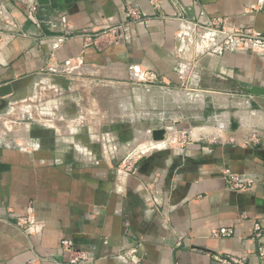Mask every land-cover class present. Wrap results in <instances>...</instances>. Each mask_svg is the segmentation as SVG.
<instances>
[{
	"label": "crops",
	"instance_id": "obj_1",
	"mask_svg": "<svg viewBox=\"0 0 264 264\" xmlns=\"http://www.w3.org/2000/svg\"><path fill=\"white\" fill-rule=\"evenodd\" d=\"M130 6L144 15L131 18ZM219 17L264 36V0H0L7 102L24 78L50 68L77 65L117 83L149 70L159 88L199 96L204 115L226 129L216 140L195 129L194 116L168 125L149 115L158 125L117 122L102 146L86 150L56 128L2 136L5 103L0 264H127L121 254L143 264H264V147L248 139H264V51L217 50L222 33L205 29ZM123 24L114 40L106 28ZM146 86L155 96L158 86ZM248 115L262 122L246 123ZM229 171L251 182L233 188ZM80 252L87 259L71 263Z\"/></svg>",
	"mask_w": 264,
	"mask_h": 264
},
{
	"label": "rangeland",
	"instance_id": "obj_2",
	"mask_svg": "<svg viewBox=\"0 0 264 264\" xmlns=\"http://www.w3.org/2000/svg\"><path fill=\"white\" fill-rule=\"evenodd\" d=\"M93 76L77 65L27 76L2 110V136L9 129L27 131L31 125L49 131L56 128L71 142H81L87 150L95 149L93 143L102 146L103 137L109 138L118 123L126 126L133 118H146L143 120L148 125L152 121L158 125L163 117L164 124L174 125L190 116H194V127L200 133L217 135L216 140H221L225 133L226 129L218 125L223 121L204 115L203 101L192 92L174 86L159 88L153 83L158 86V93L153 92V96L146 86L150 83L144 82L142 75L124 83ZM149 115L158 116V123Z\"/></svg>",
	"mask_w": 264,
	"mask_h": 264
},
{
	"label": "built area",
	"instance_id": "obj_3",
	"mask_svg": "<svg viewBox=\"0 0 264 264\" xmlns=\"http://www.w3.org/2000/svg\"><path fill=\"white\" fill-rule=\"evenodd\" d=\"M38 11V6L31 5L28 8V15L35 19L36 13ZM128 15L131 18H141L144 14L140 10L137 9L136 6H130L128 8ZM125 25H119V26H108L106 30L109 32V34L112 36L114 40L120 39L122 37V30H124ZM208 32H211L213 30L220 31L222 33V38L218 43L215 45V48L217 50H233V49H239V48H253L256 51H264V36H261L260 33L253 32L250 29L244 30L241 28H234L230 29L227 28L224 25L223 18H216V20L212 21L205 29ZM141 75L143 76V81L153 84L157 83L158 81V75L155 72L149 71V70H143L141 72ZM248 119L246 120V123H252L257 125V117L255 116H247ZM246 118H244L245 121ZM242 121V120H241ZM242 123L239 121V126ZM249 141L252 143H255L257 145H260L261 147H264V139L261 138L259 133H255V135H252L248 138ZM229 176L231 179V185L233 188L236 189H244L246 188L250 180L244 179L241 175L234 174L229 171ZM18 226L22 227L26 232H30L32 228V223L28 221H24L23 219H20L17 222ZM222 233L224 235H230L231 230H222ZM63 246L67 249V251H71L72 248H74V242L72 239H64L62 240ZM261 255L264 256V248H260ZM86 254L84 252H80L78 256L71 259V263H79L80 259L86 260ZM119 258L126 261L127 264H143L142 260L139 257L132 256L129 257L127 254H121L119 255Z\"/></svg>",
	"mask_w": 264,
	"mask_h": 264
},
{
	"label": "water",
	"instance_id": "obj_4",
	"mask_svg": "<svg viewBox=\"0 0 264 264\" xmlns=\"http://www.w3.org/2000/svg\"><path fill=\"white\" fill-rule=\"evenodd\" d=\"M13 92V88L11 85H5L0 87V108L6 103L5 97ZM236 122H233V127H236ZM166 130L165 129H156L153 131L152 135L155 140L163 139L165 137Z\"/></svg>",
	"mask_w": 264,
	"mask_h": 264
}]
</instances>
